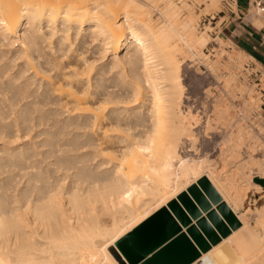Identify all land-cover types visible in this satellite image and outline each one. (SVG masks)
<instances>
[{
    "label": "bare ground",
    "instance_id": "bare-ground-1",
    "mask_svg": "<svg viewBox=\"0 0 264 264\" xmlns=\"http://www.w3.org/2000/svg\"><path fill=\"white\" fill-rule=\"evenodd\" d=\"M194 18L185 0H0V264H142L166 242L136 262L117 242L162 207L175 217L172 199L190 216L178 196L202 176L239 221L221 241L244 228L247 189L260 188L248 170L264 175L254 134L237 128L220 169L179 153L193 137L180 42H207ZM257 227L251 247H264ZM253 252L223 259L254 264Z\"/></svg>",
    "mask_w": 264,
    "mask_h": 264
},
{
    "label": "rangeland",
    "instance_id": "rangeland-1",
    "mask_svg": "<svg viewBox=\"0 0 264 264\" xmlns=\"http://www.w3.org/2000/svg\"><path fill=\"white\" fill-rule=\"evenodd\" d=\"M185 2L190 5L192 16H195L194 31L197 35H206L207 42L200 48H189L180 42V50H182L179 54L181 58L179 77L182 86L180 109L186 117H189L188 121L191 123L193 121L191 127L194 139L184 137V141L181 140L180 155L188 159L192 157L208 159L216 169H220L219 150L221 147L225 148L226 140L240 126L243 133L247 135L253 133L261 144V147L256 149L259 152L256 150L253 152L255 159L264 158V60L262 63L259 62L254 58L253 51L238 43L234 36L239 33L238 28H242L234 19L238 13L241 17L244 16V21L251 30L258 32L259 36L264 28V14L255 13L252 7L249 11L244 7L239 11L236 0H220L217 9L209 8L202 0H185ZM151 12L152 15L155 14L154 10ZM183 14L188 16L186 12ZM179 19L182 22L184 20L180 17ZM187 19L188 17H185V20ZM236 25L238 28L234 30ZM260 40L264 46V40ZM123 52L124 50H120L119 54ZM104 59L107 61V58ZM220 108H225L227 111L224 122L216 121V111ZM191 149L195 151L192 152ZM254 170L249 169L248 173L251 178H255L260 188L256 190L255 186L251 185V188L247 189L242 204L245 208L244 228L224 242L218 239L220 242L213 246L209 245L205 250L207 252L200 250L198 256L188 264H229L225 261L228 260V253L230 255L231 251L241 252L243 248L254 249L252 257V260L256 261H253L254 264H264V247L258 246L260 251L256 247H251L254 240L261 239L257 226L259 220L264 219V175ZM201 178L207 181L206 177ZM186 192L191 197L188 189ZM257 196L261 198L256 200ZM254 205L261 206L256 208ZM233 215L235 217V214ZM235 219L237 220L236 217ZM203 253L206 254L202 256ZM117 260L120 262L119 259Z\"/></svg>",
    "mask_w": 264,
    "mask_h": 264
},
{
    "label": "water",
    "instance_id": "water-1",
    "mask_svg": "<svg viewBox=\"0 0 264 264\" xmlns=\"http://www.w3.org/2000/svg\"><path fill=\"white\" fill-rule=\"evenodd\" d=\"M198 184L195 183L188 187L193 199L187 195L186 191L178 196L190 216L176 199H172L168 204L175 217L169 210L167 211V208H162L152 216L149 223L130 232L122 240L123 244L118 242L121 250L131 262L140 260L166 242V245L147 259L148 264H186L201 249H207L211 242L218 241L220 233L221 235L226 234L227 231L225 232L224 228L220 226V222L214 214V212L218 214L217 210L222 205H227L226 202L221 201L220 195L208 180L200 178ZM212 202L219 203L216 208L210 209ZM227 207L231 210L228 205ZM202 210L206 212V215H202ZM191 217L196 219L195 223L192 222ZM210 221L218 228L219 233ZM182 226H185L186 229L182 230ZM230 226L233 227V225ZM230 226L227 228L230 229ZM184 235L194 244L195 251L192 250ZM163 250L165 251L162 253Z\"/></svg>",
    "mask_w": 264,
    "mask_h": 264
},
{
    "label": "crops",
    "instance_id": "crops-1",
    "mask_svg": "<svg viewBox=\"0 0 264 264\" xmlns=\"http://www.w3.org/2000/svg\"><path fill=\"white\" fill-rule=\"evenodd\" d=\"M236 5H237V7H238V10L239 11H242V7H244V8H246V1L245 0H236ZM235 20H237L238 21V24L237 25H240L242 28L241 29H239L238 28V26L236 25L233 29L235 30V29H237L238 28V30H239V33H237L236 35H234V36H236V41L238 42V43H240L241 45H243V46H245V47H247V48H249V50H251V51H253V53H254V58H256L259 62H261L262 63V60H264V46L262 45V41L260 40L261 39V35L259 36L258 35V32H256V31H254V30H251V27L248 25V23L246 22V21H244V16L243 17H241L240 15H239V13H238V15L234 18ZM236 24V23H235ZM233 30V31H234ZM255 32V33H254ZM198 186H199V184H198ZM202 190V189H201ZM203 191V190H202ZM218 193V192H217ZM192 197V196H191ZM221 197V196H220ZM261 198V196H257L256 197V200L257 199H260ZM192 199H193V197H192ZM219 203V202H218ZM218 203H213L212 202V204H211V208L210 209H213V207H214V205H216V204H218ZM218 211V214L216 213V212H214V214L216 215V217L218 218V220H219V222H220V226L222 227V228H224V230H225V232L227 231L228 232V226L227 225H232V222H233V213L231 212V211H229V212H231L230 214H229V212L227 211V208H226V206H224V205H222L221 207H220V209H218L217 210ZM227 214H228V216H229V218L227 217ZM202 215H206V213H205V211H203L202 210ZM192 221H193V218H192ZM211 222V221H210ZM212 223V222H211ZM212 225H213V223H212ZM225 226V227H224ZM213 227L215 228V230L216 231H218V228L217 227H215L214 225H213ZM231 227V226H230ZM231 228H233V227H231ZM212 232L214 233V234H216L213 230H212ZM219 232V231H218ZM226 232V234H228ZM226 234H224V235H226ZM221 237V236H220ZM184 238L188 241V243L190 244V246H191V248H192V250H196L195 249V246H194V244L184 235ZM208 239V238H207ZM219 240H220V238H219ZM216 241V242H211L210 243V245L211 246H213V245H216V244H218L220 241ZM194 243H196L195 241H194ZM196 245H197V243H196ZM209 247V246H208ZM162 248V247H161ZM160 248V249H161ZM202 250V249H201ZM205 250V249H204ZM157 251H159V250H157ZM156 251V252H157ZM165 250H163L162 251V253L164 252ZM197 252V251H196ZM197 257V256H196ZM147 259V258H146ZM194 259V258H193ZM192 259V260H193ZM190 262V261H189ZM188 262V263H189ZM143 264V263H142Z\"/></svg>",
    "mask_w": 264,
    "mask_h": 264
},
{
    "label": "built area",
    "instance_id": "built-area-1",
    "mask_svg": "<svg viewBox=\"0 0 264 264\" xmlns=\"http://www.w3.org/2000/svg\"><path fill=\"white\" fill-rule=\"evenodd\" d=\"M245 1H246L247 11H249V9L252 7L255 13L264 14V0H245ZM261 39L264 40V28L261 34Z\"/></svg>",
    "mask_w": 264,
    "mask_h": 264
},
{
    "label": "trees",
    "instance_id": "trees-1",
    "mask_svg": "<svg viewBox=\"0 0 264 264\" xmlns=\"http://www.w3.org/2000/svg\"><path fill=\"white\" fill-rule=\"evenodd\" d=\"M224 206H226V205L224 204ZM226 208H227V207H226ZM227 211L229 212V209H228V208H227ZM230 213H231V212H229V214H230ZM232 216H233V222H232V225H233V227H236V226L239 224V222L235 219L234 215H232ZM227 217L229 218L228 214H227ZM196 256H198V254H197ZM196 256H195V257H196ZM151 257H152V256H151ZM195 257H193V258H195ZM193 258H192V259H193ZM192 259H191V260H192ZM191 260H190V261H191ZM146 261H147V259H146L145 261H143V264H148V261H147V262H146ZM187 263H188V262H187ZM187 263H186V264H187Z\"/></svg>",
    "mask_w": 264,
    "mask_h": 264
}]
</instances>
